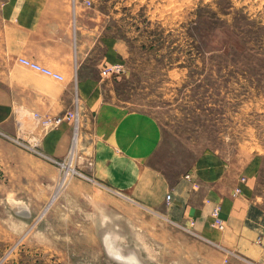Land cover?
Listing matches in <instances>:
<instances>
[{
  "label": "crops",
  "instance_id": "crops-1",
  "mask_svg": "<svg viewBox=\"0 0 264 264\" xmlns=\"http://www.w3.org/2000/svg\"><path fill=\"white\" fill-rule=\"evenodd\" d=\"M98 20L85 1L0 0V132L18 145L27 138L30 152L18 168L32 173L11 191L17 203L25 204L21 209L9 202L14 216L31 220L35 230L40 223L32 221L39 214L28 200L53 198L56 183L57 198L65 205L72 195L68 189L77 194L72 178H62L54 162L67 157L76 138L87 160L82 194L100 190L109 196L106 212L99 209L113 219L103 217L107 231H114L115 216L123 233L146 232L148 226L157 231L166 223L171 239L194 264H264V196L255 194L254 181L232 177L230 166L212 155L175 178L153 164L162 140L160 124L119 101L118 76L103 71L120 63L122 44L102 34ZM20 56L61 72L65 79L22 66ZM69 111L77 114L76 120L53 128L43 125ZM215 207L223 228L213 224Z\"/></svg>",
  "mask_w": 264,
  "mask_h": 264
},
{
  "label": "rangeland",
  "instance_id": "rangeland-1",
  "mask_svg": "<svg viewBox=\"0 0 264 264\" xmlns=\"http://www.w3.org/2000/svg\"><path fill=\"white\" fill-rule=\"evenodd\" d=\"M89 1L101 33L122 44L119 101L160 124L153 164L175 178L212 155L264 196V0ZM22 143L0 132V264H125L106 248V234L115 231L123 252L137 253L143 264H194L171 239L169 224L123 233L115 216L107 231L108 194H82L84 158L73 163L84 175L67 176L77 189H68L70 204L57 198V183L53 198L28 200L39 214L32 229L9 208L11 191L32 176L18 168L30 152L26 137Z\"/></svg>",
  "mask_w": 264,
  "mask_h": 264
},
{
  "label": "built area",
  "instance_id": "built-area-1",
  "mask_svg": "<svg viewBox=\"0 0 264 264\" xmlns=\"http://www.w3.org/2000/svg\"><path fill=\"white\" fill-rule=\"evenodd\" d=\"M86 2L88 5H90L89 0H87ZM18 62L22 66L29 68V69L37 72V73H40L43 76L50 77L54 80L63 81L65 79L64 75L61 72L54 70L53 68H51L45 64L39 63L35 60H32L26 56L18 57ZM124 69H125V67L123 64L114 63L111 66L104 69L103 73L107 74L109 76H112V77L113 76L117 77L124 72ZM76 117H77V114L74 111H69V112L65 113L64 115L59 116L57 118L45 119L43 121V125L47 128H53V127L59 126L62 122L66 121V120H76ZM77 145H78V141L75 138L67 157L64 159H61V160H54L55 164L58 165V167L61 170L62 178L67 177L68 173L84 175L73 166V163H74L76 158H78V159L82 158V155H81L82 153H80L78 151ZM88 162H89V164H92L91 161H88ZM236 191L239 192L240 188L238 187L236 189ZM170 198H171V196L168 195L167 200L170 201ZM212 216L214 219L213 224L219 228H223L224 222L222 220V217L220 214V209L218 207H215L213 209Z\"/></svg>",
  "mask_w": 264,
  "mask_h": 264
},
{
  "label": "bare ground",
  "instance_id": "bare-ground-1",
  "mask_svg": "<svg viewBox=\"0 0 264 264\" xmlns=\"http://www.w3.org/2000/svg\"><path fill=\"white\" fill-rule=\"evenodd\" d=\"M11 202H12V204L17 203V202H15V198L14 197L11 199ZM17 204H19V207L21 209L25 208V204L24 203H17ZM104 216L106 218H110L111 219V217H108L107 215H104ZM118 236H119L118 231H115L114 233H112V235L110 234V232L107 233L106 242H107V247H108L109 253L115 259L123 261L126 264L127 263L131 264L132 262H134L136 264H143L141 259L134 252H130L128 255H127V253L123 252L121 246L116 243V239H118Z\"/></svg>",
  "mask_w": 264,
  "mask_h": 264
}]
</instances>
